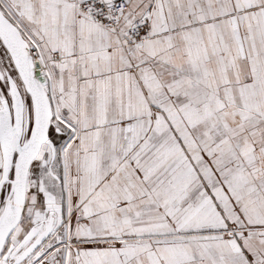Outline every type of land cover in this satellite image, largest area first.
<instances>
[{
	"label": "snow or ice",
	"instance_id": "snow-or-ice-1",
	"mask_svg": "<svg viewBox=\"0 0 264 264\" xmlns=\"http://www.w3.org/2000/svg\"><path fill=\"white\" fill-rule=\"evenodd\" d=\"M0 264H264V0H0Z\"/></svg>",
	"mask_w": 264,
	"mask_h": 264
}]
</instances>
